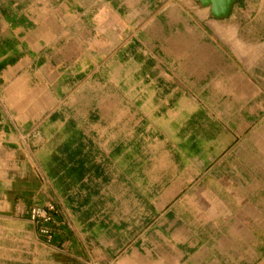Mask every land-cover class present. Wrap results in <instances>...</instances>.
Instances as JSON below:
<instances>
[{"label": "crops", "instance_id": "0c3cea01", "mask_svg": "<svg viewBox=\"0 0 264 264\" xmlns=\"http://www.w3.org/2000/svg\"><path fill=\"white\" fill-rule=\"evenodd\" d=\"M244 3L0 0V264H264Z\"/></svg>", "mask_w": 264, "mask_h": 264}, {"label": "rangeland", "instance_id": "374dc122", "mask_svg": "<svg viewBox=\"0 0 264 264\" xmlns=\"http://www.w3.org/2000/svg\"><path fill=\"white\" fill-rule=\"evenodd\" d=\"M45 1H47V3L56 2V0H45ZM244 9L245 10L249 9L250 11H252L253 21L255 22L253 24L254 25L253 27H249V29H245L242 32H245L246 37L252 39L255 44L259 43V45H264L263 43L264 42V0H245ZM244 19L245 21H248L246 18ZM259 63H260L259 68L255 71V74L258 76V81H256V83L264 87V55ZM223 91L225 94L224 97H226L228 91L226 89H224ZM232 91L234 92V89ZM250 94L254 96L252 100H250L249 102H243L241 100L242 97H245ZM232 96L235 97V94ZM239 98L240 100L238 102L237 108H239L240 110L241 108H244L245 105L247 104L246 114L248 115V117H250L252 124L248 126L245 131H241L243 132V134L244 133L253 134V138H249L248 139L249 141L244 142V145L248 147L247 154L249 157L248 158L249 168L253 171L255 177L260 176L259 178H262V176L264 175L263 174L264 173V89H245L244 91L239 92ZM251 106H252V111L250 110ZM256 107H259L260 110H258ZM239 129L242 130V127H239ZM248 174L249 175L246 177V179L250 180L249 179L251 177L250 171ZM53 206L55 207V214H56L57 208L55 205ZM37 207H42V206H37ZM41 223L43 225L42 231L47 235L49 239H51L52 238L51 229L48 226H46V224H49L50 222L49 223L39 222L38 224ZM45 230H49L50 232L47 233L45 232Z\"/></svg>", "mask_w": 264, "mask_h": 264}, {"label": "water", "instance_id": "95a60500", "mask_svg": "<svg viewBox=\"0 0 264 264\" xmlns=\"http://www.w3.org/2000/svg\"><path fill=\"white\" fill-rule=\"evenodd\" d=\"M202 5L210 6L211 13L216 18L227 17L235 0H200Z\"/></svg>", "mask_w": 264, "mask_h": 264}, {"label": "bare ground", "instance_id": "6f19581e", "mask_svg": "<svg viewBox=\"0 0 264 264\" xmlns=\"http://www.w3.org/2000/svg\"><path fill=\"white\" fill-rule=\"evenodd\" d=\"M48 210L49 211H54L55 207L52 204H50L49 207H48ZM32 216H33L34 219H37L38 217H44L46 220H50V218H51L49 216L48 212L44 211L40 207L33 209Z\"/></svg>", "mask_w": 264, "mask_h": 264}]
</instances>
